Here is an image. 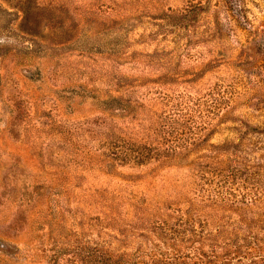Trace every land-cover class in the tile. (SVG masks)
<instances>
[{
  "label": "rangeland",
  "instance_id": "1",
  "mask_svg": "<svg viewBox=\"0 0 264 264\" xmlns=\"http://www.w3.org/2000/svg\"><path fill=\"white\" fill-rule=\"evenodd\" d=\"M262 129L264 0H0V264H264Z\"/></svg>",
  "mask_w": 264,
  "mask_h": 264
},
{
  "label": "trees",
  "instance_id": "2",
  "mask_svg": "<svg viewBox=\"0 0 264 264\" xmlns=\"http://www.w3.org/2000/svg\"><path fill=\"white\" fill-rule=\"evenodd\" d=\"M260 134L264 136V129L261 130ZM258 198H259V197H256V198L254 199V202L257 201Z\"/></svg>",
  "mask_w": 264,
  "mask_h": 264
}]
</instances>
